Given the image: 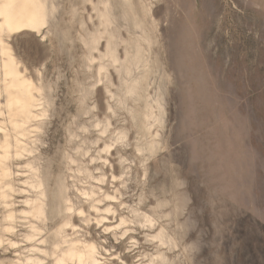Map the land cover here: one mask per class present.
<instances>
[{
    "label": "rangeland",
    "instance_id": "obj_1",
    "mask_svg": "<svg viewBox=\"0 0 264 264\" xmlns=\"http://www.w3.org/2000/svg\"><path fill=\"white\" fill-rule=\"evenodd\" d=\"M43 4L37 28L0 33V264H56L84 242L98 251L87 264H149L157 251L158 264H264V0ZM1 44L35 87L22 136ZM103 193L116 201L96 202ZM108 203L106 225L125 216L133 230L94 223L89 205Z\"/></svg>",
    "mask_w": 264,
    "mask_h": 264
},
{
    "label": "bare ground",
    "instance_id": "obj_2",
    "mask_svg": "<svg viewBox=\"0 0 264 264\" xmlns=\"http://www.w3.org/2000/svg\"><path fill=\"white\" fill-rule=\"evenodd\" d=\"M44 0H0V33H9V35L11 34V31H16L17 30H23V29H35L37 28L40 24L41 21H43L42 19L44 18V14H43V10H44V4H43ZM30 31V30H29ZM15 33V32H14ZM3 36H1L2 38ZM0 38V40H1ZM5 40V39H3ZM2 40V41H3ZM6 43V42H5ZM2 46V52L5 55V59L2 62V70L4 73V89L7 92L6 93V107H7V114H8V122L11 124V126L17 131L21 133V136L23 134V132L26 130V126H27V122L29 120H31V117L34 116V112L32 111V106L34 104V102L36 101L34 98V88L33 84L28 80L25 79L18 71V69L15 67L14 65V59L11 57V55L8 53L7 48L4 46V44H1ZM2 58V57H1ZM0 58V59H1ZM1 65V64H0ZM3 80V81H4ZM1 84V83H0ZM154 99V98H153ZM35 100V101H34ZM39 103V102H38ZM36 104V103H35ZM148 104V103H147ZM40 105V104H39ZM35 108H37L35 106ZM35 110V109H34ZM37 110V109H36ZM39 110V109H38ZM2 113V112H1ZM37 113V112H36ZM145 114V113H144ZM39 115V114H38ZM147 115V113H146ZM145 115V116H146ZM3 116V115H2ZM7 117V116H6ZM37 118V117H36ZM146 118V117H145ZM156 118V117H155ZM35 119V118H32ZM148 119V118H147ZM143 120V119H142ZM145 120V119H144ZM33 121V120H32ZM146 121V120H145ZM6 122V123H8ZM34 122V121H33ZM37 123V122H36ZM32 124V123H31ZM147 124V123H146ZM147 126V125H146ZM149 126V124H148ZM1 127V126H0ZM29 127V126H28ZM11 128V127H10ZM145 128V127H144ZM2 129V128H1ZM11 130V129H10ZM5 131V130H4ZM2 130V132H4ZM12 132V131H10ZM15 132V131H14ZM30 132V131H29ZM1 133V132H0ZM8 133V132H7ZM148 133V132H147ZM3 133H1L0 136H2ZM16 134V133H15ZM19 134V133H18ZM156 134V133H155ZM14 136V135H13ZM11 136V137H13ZM27 137V136H26ZM25 137V138H26ZM14 138L17 137H13L12 140ZM20 138V137H19ZM29 138V137H28ZM8 135L6 134V132H4L3 136L0 138V149L2 151H0V160L2 161V159L7 157V152H8V147H9V142H8ZM16 140V139H15ZM14 141V140H13ZM15 142V141H14ZM18 142H21L18 140ZM155 143V142H154ZM26 145V144H25ZM24 146V145H23ZM27 146V145H26ZM155 146V145H154ZM16 147V146H15ZM14 148V147H13ZM25 148V147H24ZM10 150V149H9ZM25 150V149H23ZM22 150V151H23ZM29 150V148H28ZM106 150H108L106 148ZM28 152V151H27ZM107 152V151H106ZM30 153V152H29ZM20 154V153H19ZM18 155V154H17ZM22 156V155H20ZM30 160V159H29ZM28 164V163H27ZM6 167V166H5ZM3 167L2 168V173L5 175L7 174V170L6 168ZM31 167V166H30ZM29 169V168H28ZM9 170V169H8ZM10 172V171H9ZM1 173V172H0ZM2 175V174H1ZM3 177V176H2ZM1 178V177H0ZM113 178V177H112ZM111 178V179H112ZM4 179V178H3ZM6 179V177H5ZM9 179V178H8ZM11 179V177H10ZM9 179V181H10ZM1 181V180H0ZM4 181V180H3ZM8 180L6 181L7 183L9 182ZM113 181V179H112ZM25 182V181H24ZM11 184V183H10ZM7 187V186H5ZM33 188V186H31ZM4 188V187H3ZM95 188V187H94ZM43 189V187L41 188ZM92 189V188H91ZM35 190V189H34ZM94 190V189H92ZM101 189H99L98 191H100ZM90 191V190H89ZM88 191V192H89ZM116 191V190H115ZM4 192V191H2ZM1 192V193H2ZM6 192V191H5ZM40 192V189H39ZM95 192V191H93ZM92 192V193H93ZM102 192V191H101ZM14 193V192H13ZM37 193V192H36ZM41 197L39 198H34V200H29V208H30V214L37 217V216H42L43 215V205H44V194L43 191L41 192ZM106 193V192H105ZM34 194V193H33ZM84 194V193H83ZM89 194H91L89 192ZM101 194V193H99ZM98 194V196H99ZM116 194V193H115ZM6 195V194H5ZM10 195V194H8ZM32 195V194H31ZM87 192L85 193L86 197ZM95 194L93 193V196ZM104 195L102 198L100 197H93L95 198V201L97 202H101L103 200H108L110 202H112V200L116 201V198L114 195H108V194H102ZM92 196V195H91ZM1 197V196H0ZM4 197V196H3ZM83 197V198H85ZM4 199V198H3ZM2 199V200H3ZM29 199V198H27ZM31 199V197H30ZM89 199V198H88ZM120 200V199H119ZM83 201H85L83 199ZM122 201H119L118 203L121 204ZM95 203V202H94ZM27 206V203H26ZM89 206H91L93 213L96 215L94 216V220L96 224H101V226L104 227V230H107L108 232H112L113 234L116 233V230L120 227V225H123V231L122 234L124 235L125 233H127L130 230H133L131 228V221L128 222L126 221L127 219L124 218L125 216L121 217L120 216V222L114 226H107L106 222L108 221V217L103 215L101 213V211L103 210V212L105 213H111V215H114V213H116V206H112V204H106V206H104L105 208L101 209L100 207H98L96 204H90ZM119 206V205H118ZM121 206V205H120ZM70 207H72L70 205ZM7 208V207H6ZM69 208V207H68ZM73 208V207H72ZM28 209V207H27ZM71 209V208H70ZM69 209V211H70ZM80 209V208H79ZM137 209V208H136ZM26 210V209H25ZM90 210V209H89ZM19 211V210H18ZM29 211V210H28ZM91 211H89V213H85L84 210L80 209L78 210V215L80 218H84L85 221H89L91 219ZM137 212V211H136ZM138 212H141L138 210ZM19 213V212H18ZM21 213V210H20ZM19 213V214H20ZM72 213V212H71ZM4 214V213H3ZM28 214V215H30ZM69 214V213H68ZM144 214V213H143ZM142 214V215H143ZM146 214V213H145ZM9 215V214H8ZM7 215V216H8ZM72 215V214H71ZM70 215V216H71ZM120 215V214H119ZM24 216V215H23ZM109 216V215H108ZM136 216V215H135ZM4 217V216H3ZM9 217V216H8ZM7 217V218H8ZM13 217V216H12ZM28 217V216H27ZM78 217V216H77ZM119 217V216H118ZM127 217V216H126ZM143 217V216H142ZM145 217V216H144ZM147 219L149 216H146ZM11 218V217H10ZM34 218V217H33ZM42 218V217H41ZM93 218V217H92ZM117 218V217H116ZM9 219V218H8ZM38 219V218H37ZM43 219V218H42ZM110 219V218H109ZM145 219V218H144ZM151 220H147L148 222L153 221L152 218H150ZM34 220V219H31ZM45 221V219H44ZM43 221V222H44ZM91 221V220H90ZM145 221V220H144ZM143 221V222H144ZM84 222V220H83ZM92 222V221H91ZM140 222V221H139ZM147 223V225H149ZM93 223V224H94ZM153 223V222H152ZM155 223V221H154ZM153 223V224H154ZM12 224V223H11ZM32 224V223H31ZM86 224V223H85ZM84 224V225H85ZM88 224V223H87ZM134 224V223H132ZM152 224V225H153ZM146 225V226H147ZM151 225V226H152ZM37 226V225H36ZM72 226V225H71ZM88 226V225H87ZM99 226V225H98ZM145 226V227H146ZM149 225L148 228L151 227ZM156 226V225H155ZM5 227V226H4ZM33 226H31L32 228ZM39 227V226H38ZM73 227V226H72ZM122 227V226H121ZM153 227V226H152ZM40 228V227H39ZM139 228V227H138ZM77 229V228H76ZM32 230V229H30ZM34 230V229H33ZM40 231V230H39ZM33 232V231H32ZM76 232V231H75ZM89 233V232H88ZM30 234V233H29ZM157 234V233H156ZM155 234V235H156ZM35 235V234H33ZM88 235V234H87ZM126 235V234H125ZM130 234H128L129 236ZM158 235V234H157ZM30 236V235H29ZM28 236V237H29ZM154 238V234L152 235ZM160 236V234H159ZM32 237V236H31ZM76 238V237H75ZM85 238V237H84ZM123 238V237H122ZM149 238V237H148ZM4 239V238H3ZM81 239V238H80ZM132 239V238H131ZM130 239V240H131ZM155 239V238H154ZM158 239V238H157ZM162 239V238H161ZM77 240V239H76ZM88 240V238H87ZM153 240V239H152ZM159 240V239H158ZM163 240V239H162ZM75 239L72 241L74 243ZM81 241V240H80ZM79 241V243H80ZM133 241V240H132ZM151 241V238H150ZM78 242V241H77ZM92 242V241H91ZM159 242V241H158ZM161 242V241H160ZM164 242V241H163ZM166 242V241H165ZM12 243V242H11ZM1 244V243H0ZM59 245V244H58ZM55 246V244H54ZM60 246V245H59ZM159 246V245H158ZM161 246V244H160ZM163 246V245H162ZM17 247V246H16ZM58 247V246H55ZM61 248V247H60ZM163 248V247H162ZM54 250V249H53ZM96 247L93 243H86L84 242V244L82 243L81 245L79 244H70L69 246H67V249L65 251H62V257L59 256L60 258L57 259L56 264H65L67 259H71V260H76L79 264H87L89 261H91L92 259H96L95 258V253L96 252ZM59 252V251H58ZM155 252V251H154ZM61 254V253H59ZM156 254V253H155ZM154 257H149L150 261H148L149 264H158V258L160 257V252L157 251V255ZM98 255V254H97ZM150 256V255H149ZM97 257V256H96ZM140 257V256H138ZM143 257V256H142ZM55 259V258H54ZM163 259V258H162ZM93 261V260H92ZM94 263H96L95 261H93ZM173 262V261H172ZM77 263V264H78ZM92 263V264H94ZM111 264V263H110ZM168 264V263H166ZM171 264V263H170Z\"/></svg>",
    "mask_w": 264,
    "mask_h": 264
}]
</instances>
